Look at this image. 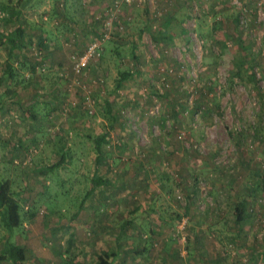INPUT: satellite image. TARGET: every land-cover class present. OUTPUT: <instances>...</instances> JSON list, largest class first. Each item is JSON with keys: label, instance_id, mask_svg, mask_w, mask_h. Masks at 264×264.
I'll use <instances>...</instances> for the list:
<instances>
[{"label": "rangeland", "instance_id": "obj_1", "mask_svg": "<svg viewBox=\"0 0 264 264\" xmlns=\"http://www.w3.org/2000/svg\"><path fill=\"white\" fill-rule=\"evenodd\" d=\"M106 14L110 37L77 75L71 55ZM17 27L12 58L0 37V181L21 224L0 209V255L264 264V0H0V33ZM92 173L109 182L94 202Z\"/></svg>", "mask_w": 264, "mask_h": 264}, {"label": "trees", "instance_id": "obj_2", "mask_svg": "<svg viewBox=\"0 0 264 264\" xmlns=\"http://www.w3.org/2000/svg\"><path fill=\"white\" fill-rule=\"evenodd\" d=\"M12 12H10L11 14ZM22 29L21 27H17L12 32H5L0 33L1 41L4 43L5 50L7 52L8 59L12 58L13 51L20 47L21 37H22ZM98 34H100L98 32ZM166 34L162 33V37H165ZM94 37L91 39L93 40ZM40 47L44 48V37L40 34ZM90 40V41H91ZM41 50V49H40ZM129 73H123L118 80V86L124 78L129 76ZM107 133L99 135L95 139V150H96V157L95 163L99 164L101 160L102 148L103 144L107 140ZM62 161L56 163V165L51 166L50 169L55 168L56 166L60 165ZM105 183L106 181L100 179L96 175H94L91 185L89 186L87 192L85 193L83 200L87 199L91 193L101 184ZM108 184V181H107ZM0 209L2 211V218L4 220V224L9 229H13L21 224V214H20V206L18 201L13 197L12 192L10 190L9 184L7 182L0 181ZM240 218V215L237 216ZM1 259L8 260L12 264H24L23 262L27 258V250L26 247L23 245H19L12 242H7L3 248V251L0 255ZM97 264H123L122 262H114L113 260H108L106 256L99 255L96 261Z\"/></svg>", "mask_w": 264, "mask_h": 264}, {"label": "built area", "instance_id": "obj_3", "mask_svg": "<svg viewBox=\"0 0 264 264\" xmlns=\"http://www.w3.org/2000/svg\"><path fill=\"white\" fill-rule=\"evenodd\" d=\"M106 15L107 17L102 23L103 31L100 32V37H94V39L86 45L85 49L83 50V53L71 55L72 69L77 75H81L92 61H96L100 57L102 42L110 37V32H112L111 30L113 28L112 19L108 17V14ZM117 28L120 31L123 26L119 24ZM76 82L78 83L79 81L76 80ZM84 98V102L88 105L89 112H91L89 95L86 93ZM33 152H35V148L33 149Z\"/></svg>", "mask_w": 264, "mask_h": 264}, {"label": "crops", "instance_id": "obj_4", "mask_svg": "<svg viewBox=\"0 0 264 264\" xmlns=\"http://www.w3.org/2000/svg\"><path fill=\"white\" fill-rule=\"evenodd\" d=\"M43 37H44V43H45V47L47 46V44L49 43H51L50 42V39H49V37H48V34L47 33H44L43 34ZM102 135V134H101ZM25 149V148H24ZM103 148H102V156H101V160L103 159V155H104V152H103ZM96 150H95V156H94V159L92 160L93 161V164H94V167H95V170H97V169H99V167H100V164H101V160H100V162H99V164H96L95 163V157H96ZM38 156V155H37ZM64 157H65V154L62 152V156H61V161H63L64 160ZM42 157L39 155V159H38V161H39V165L37 166V171L38 172H40L41 171V173L44 175L45 173H47V172H50V171H52L53 169H50L51 168V166H53V165H56V163H58V162H53V163H47V161H46V163H42ZM40 161H41V166H40ZM61 164H62V162H61ZM57 167V166H56ZM95 175V174H94ZM94 175H93V173H92V175H91V180H90V185H91V181H92V179H93V177H94ZM100 179H102L103 181L105 180L106 182L104 183H101L92 193H91V195L88 197L89 199H90V202H94V198H98V196H97V190L99 191V190H101V187H105L106 185H109V182H108V184H107V181L108 180H106V179H104V178H101V177H99ZM95 191H96V193H95ZM93 194H95V195H93ZM104 196V195H103ZM104 198H106V199H104L105 201H108L109 199H108V197L107 196H104ZM111 200V199H110Z\"/></svg>", "mask_w": 264, "mask_h": 264}]
</instances>
